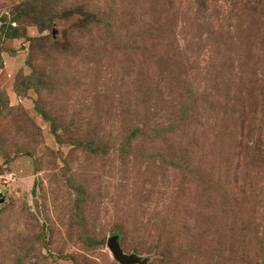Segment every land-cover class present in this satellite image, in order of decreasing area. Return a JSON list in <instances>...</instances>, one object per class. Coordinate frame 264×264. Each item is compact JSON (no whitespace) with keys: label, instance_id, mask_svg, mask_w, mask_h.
Segmentation results:
<instances>
[{"label":"rangeland","instance_id":"374dc122","mask_svg":"<svg viewBox=\"0 0 264 264\" xmlns=\"http://www.w3.org/2000/svg\"><path fill=\"white\" fill-rule=\"evenodd\" d=\"M116 231L264 264V0H0V264H120Z\"/></svg>","mask_w":264,"mask_h":264},{"label":"water","instance_id":"95a60500","mask_svg":"<svg viewBox=\"0 0 264 264\" xmlns=\"http://www.w3.org/2000/svg\"><path fill=\"white\" fill-rule=\"evenodd\" d=\"M119 240L120 238L118 235H112L107 242V247L109 248L115 260H117L120 264L139 263V259L135 255H128L124 253Z\"/></svg>","mask_w":264,"mask_h":264},{"label":"trees","instance_id":"16d2710c","mask_svg":"<svg viewBox=\"0 0 264 264\" xmlns=\"http://www.w3.org/2000/svg\"><path fill=\"white\" fill-rule=\"evenodd\" d=\"M26 11H28L26 6L25 5L21 6L17 16L21 17L22 15L27 14L28 12H26ZM87 16H88V13H87ZM5 31H7V32H5V35H7V37H11V38H18L19 37L18 30L14 29V28H11V30H10V27H9L8 30H5ZM114 235H118L119 238L122 237V234L120 233V231H116L114 233ZM96 243L99 244V245L105 244V242L103 240L102 241L100 240L99 242H96ZM93 244H94V241H91V245H93ZM70 257H72V256H70ZM71 259H73V258H71Z\"/></svg>","mask_w":264,"mask_h":264}]
</instances>
